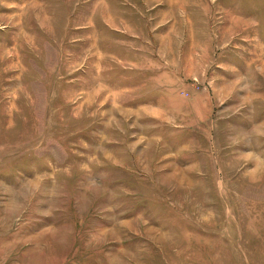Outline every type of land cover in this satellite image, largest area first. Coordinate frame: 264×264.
Masks as SVG:
<instances>
[{"label": "rangeland", "instance_id": "1", "mask_svg": "<svg viewBox=\"0 0 264 264\" xmlns=\"http://www.w3.org/2000/svg\"><path fill=\"white\" fill-rule=\"evenodd\" d=\"M0 264H264V0H0Z\"/></svg>", "mask_w": 264, "mask_h": 264}]
</instances>
